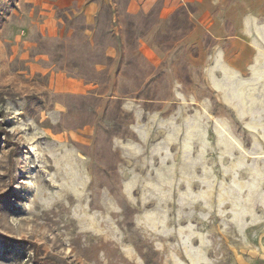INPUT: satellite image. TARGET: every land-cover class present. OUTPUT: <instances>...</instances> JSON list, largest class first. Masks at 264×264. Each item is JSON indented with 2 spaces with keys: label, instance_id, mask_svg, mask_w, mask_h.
<instances>
[{
  "label": "rangeland",
  "instance_id": "obj_1",
  "mask_svg": "<svg viewBox=\"0 0 264 264\" xmlns=\"http://www.w3.org/2000/svg\"><path fill=\"white\" fill-rule=\"evenodd\" d=\"M0 264H264V0H0Z\"/></svg>",
  "mask_w": 264,
  "mask_h": 264
}]
</instances>
